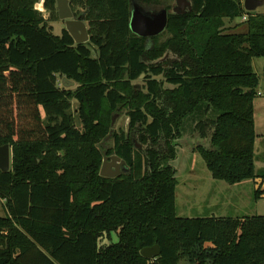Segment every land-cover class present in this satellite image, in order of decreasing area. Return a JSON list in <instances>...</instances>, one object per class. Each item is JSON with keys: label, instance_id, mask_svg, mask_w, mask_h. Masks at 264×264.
<instances>
[{"label": "trees", "instance_id": "obj_1", "mask_svg": "<svg viewBox=\"0 0 264 264\" xmlns=\"http://www.w3.org/2000/svg\"><path fill=\"white\" fill-rule=\"evenodd\" d=\"M130 1L69 0L89 33L76 43L53 30L55 0L47 18L39 0H0V144L11 154L0 264H264V215L179 216L171 164L186 138L214 179L264 177L252 66L264 59V13L243 0H189L184 12L137 0L168 10L166 29L143 37L129 28ZM121 109L127 129L113 130ZM110 129L105 151L128 170L103 177ZM154 244L157 258L141 256Z\"/></svg>", "mask_w": 264, "mask_h": 264}, {"label": "rangeland", "instance_id": "obj_2", "mask_svg": "<svg viewBox=\"0 0 264 264\" xmlns=\"http://www.w3.org/2000/svg\"><path fill=\"white\" fill-rule=\"evenodd\" d=\"M171 3L173 1H170ZM36 7L47 18L50 13L44 7V0H39ZM255 13H264V2L258 5ZM239 20V19H238ZM237 20V21H238ZM53 30L59 34L62 28H65L63 20L50 21ZM245 25L237 27V31L244 29ZM252 66L254 72L260 78V87L258 90H264V74L262 57L252 58ZM140 77V76H139ZM143 77V76H142ZM140 77V79L142 78ZM139 79V80H140ZM141 82V81H136ZM73 106H76L74 102ZM115 116L113 130H125L128 125V117L125 114V109L111 114ZM103 142V141H102ZM112 145L110 140H106L105 149ZM140 144H137V146ZM178 155L171 164L176 167V213L182 217L193 216H246V215H264V181L263 178H245L238 183H226L223 180L214 179L208 170L203 158L198 151H193L190 142L184 138L180 139L177 145ZM264 165V164H263ZM259 167V166H256ZM262 169L256 170L261 172ZM260 189L259 197L255 195V189ZM6 208L0 200V214L4 215ZM114 240L116 236L112 237ZM109 239H104L106 244ZM180 264H188L181 260Z\"/></svg>", "mask_w": 264, "mask_h": 264}, {"label": "water", "instance_id": "obj_3", "mask_svg": "<svg viewBox=\"0 0 264 264\" xmlns=\"http://www.w3.org/2000/svg\"><path fill=\"white\" fill-rule=\"evenodd\" d=\"M57 13L61 20L65 23V28L70 32L76 43H83L89 40V33L87 24L84 18L80 16L76 17L72 12L69 0H55ZM264 0H243V7L248 11H254L258 8V5L262 4ZM186 8H190L189 0H176V4L173 6L174 11L184 12ZM130 19L129 28L134 34L143 37H153L163 32L166 29L168 10L165 8L159 9H147L137 0L130 1ZM141 73L139 76L142 77ZM62 81H67L66 78H62ZM75 82L68 80L67 85H73ZM115 116L112 117L111 125L113 126ZM112 129H110L108 135L102 142L103 161L100 167V175L105 177H115L127 171V166L124 159H121L115 154L108 155L105 151V141L110 138ZM11 154L10 146L8 143L0 144V170L7 171L10 168ZM141 256L147 258H157L160 254V246L154 244L152 246H144L140 250Z\"/></svg>", "mask_w": 264, "mask_h": 264}, {"label": "crops", "instance_id": "obj_4", "mask_svg": "<svg viewBox=\"0 0 264 264\" xmlns=\"http://www.w3.org/2000/svg\"><path fill=\"white\" fill-rule=\"evenodd\" d=\"M260 87V83H259ZM257 96L254 99V123L257 137L254 142L256 170L262 169L264 166V90L257 89ZM264 180L260 182L263 184Z\"/></svg>", "mask_w": 264, "mask_h": 264}, {"label": "built area", "instance_id": "obj_5", "mask_svg": "<svg viewBox=\"0 0 264 264\" xmlns=\"http://www.w3.org/2000/svg\"><path fill=\"white\" fill-rule=\"evenodd\" d=\"M241 19H242V20L246 19V15H243Z\"/></svg>", "mask_w": 264, "mask_h": 264}]
</instances>
